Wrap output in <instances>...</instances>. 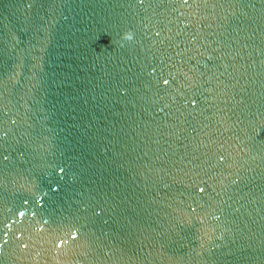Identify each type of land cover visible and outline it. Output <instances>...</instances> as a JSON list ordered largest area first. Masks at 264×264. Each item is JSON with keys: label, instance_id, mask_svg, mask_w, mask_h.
<instances>
[{"label": "water", "instance_id": "water-1", "mask_svg": "<svg viewBox=\"0 0 264 264\" xmlns=\"http://www.w3.org/2000/svg\"><path fill=\"white\" fill-rule=\"evenodd\" d=\"M0 264H264V0H0Z\"/></svg>", "mask_w": 264, "mask_h": 264}]
</instances>
